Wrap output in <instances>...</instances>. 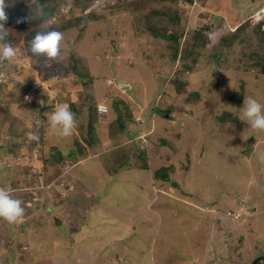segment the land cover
Segmentation results:
<instances>
[{
    "label": "rangeland",
    "instance_id": "obj_1",
    "mask_svg": "<svg viewBox=\"0 0 264 264\" xmlns=\"http://www.w3.org/2000/svg\"><path fill=\"white\" fill-rule=\"evenodd\" d=\"M131 2L147 9L135 10ZM15 4H6L5 27L17 55L0 61V155L7 160L0 187L9 188L25 212L16 223L0 218V264H249L264 255V130L239 118L244 97L264 104V74L246 66L243 56L256 50L251 16L264 0H53V15L40 22L36 0ZM150 7L177 10L179 50L190 52L172 61L169 42L145 28ZM81 18L87 23L79 38L68 24L66 31L56 29L63 34L56 58H29L25 39L33 29ZM244 22L243 41L228 44ZM196 32L202 36L193 46ZM64 66L94 83L81 88L83 81L65 76ZM43 81L67 105L91 98L110 107V99L129 97L128 111L117 124L121 109L110 107L107 122L95 117L92 134L75 127L62 137L48 119L39 127L38 105L22 100L25 87ZM121 83L133 84L144 100L134 90L121 92ZM238 92L236 103L230 98ZM226 113L233 119L220 123L217 117ZM7 126L20 136L13 153L7 152ZM140 149L146 169L136 167ZM58 152L65 158L74 152L69 167L67 160H51ZM127 152L135 157L117 168ZM161 167L168 181L154 179Z\"/></svg>",
    "mask_w": 264,
    "mask_h": 264
},
{
    "label": "trees",
    "instance_id": "obj_2",
    "mask_svg": "<svg viewBox=\"0 0 264 264\" xmlns=\"http://www.w3.org/2000/svg\"><path fill=\"white\" fill-rule=\"evenodd\" d=\"M23 1H26V0H16V4H15L14 9H17L23 3ZM36 1H37L36 6H38L39 9L42 11V16H40V18H38L36 21L37 22L46 21L47 19H49L51 17V15H53V7H54L53 0H36ZM89 1L90 0H77V2H79V3L81 2V4H83L85 2H89ZM150 1H162L163 2V1H168V0H150ZM169 1L173 5H176L178 0H169ZM8 2H10V0H6V4ZM130 6L133 7L135 10L147 9L146 5L134 4L133 2L130 3ZM166 9H168V8L163 7L160 11H158V9L155 7L148 8V12L146 13V16H145V28L147 31L150 32V35L153 36L154 38H156V39L160 38L164 41L169 42V47H170V50L172 52L171 59H172V61H175L178 58V56H180L179 52H190V51H188L186 49L179 50V44H180V39H181L180 34H179L180 30L178 27L179 23H180L179 13L177 12V10H174V12L171 10L169 12H163L162 11V10H166ZM10 11H11L10 8L6 10V13L8 16H9ZM163 17H167V20L166 21L162 20ZM8 18L10 19V16ZM34 18H35V16H34ZM36 21L34 20V22H36ZM85 23H87V20L81 18L79 20H70L63 27L61 25L60 27L55 26V28H54V26H48V27L41 28V29L35 28L26 36V39H25L26 42L25 41L24 42L29 46V43H31L30 41L32 40V38L34 37V35L37 32L47 31V30H52V29H59V28H60V30L66 31L68 26L74 27L78 30L79 33L76 36V38L77 37L79 38V36L82 33V30L84 29ZM262 23L263 22L261 21V22L257 23L256 25H253L252 28L250 29V34H253L254 38L257 40V43L255 44L256 50L252 49V52H248V53L246 52L245 55L243 54V56L245 57L244 62L246 64V66H249L252 69H255L256 71H258L259 73L264 74V30H261V24ZM67 24H68V26H67ZM247 25L248 24L244 22V24L242 23L236 28L235 32L229 34L228 38H226L228 41V44L232 43L233 39L237 40L238 43H241L243 41V38H245V37L240 36L239 34L241 33V31L243 29H245V27ZM171 26L173 27V32H170L168 34L166 32V27H171ZM30 36H33V37L29 38ZM201 36L202 35L199 32H196L194 34V39L192 40L193 46H195V43L201 38ZM226 39H224V40H226ZM27 55L29 56V58H32L36 61H43L46 59L42 55L41 56H33V54L30 52L29 48L27 49ZM68 63H70V61ZM63 69H65L64 70L65 72H69V70L65 66L63 67ZM72 73L74 75V78H76L75 79L76 81H78V82L83 81V83H81V85L83 87H86L88 85L87 83L90 82L91 77L88 76L87 78H85L83 76V73L81 71H79L78 69L72 70ZM174 82H175V89L177 91L181 92L183 90V88L180 86L179 82H177V80H175ZM241 94L242 93L238 92L235 96H232L230 99L237 103L238 100L241 99ZM236 98L238 99L237 101L235 100ZM58 100H59V98H58ZM114 100L115 101L111 102V104H110V107L112 108V110H113V107L121 109V113H119L118 119L116 120L115 123L122 124L121 114L123 113V111H125V112L128 111L127 110V103H126V101H124L122 99H118V98H115ZM62 102L63 101L59 100V103H62ZM68 105L70 106L71 110L75 113V118L77 120V126L76 127L79 129H81V128L87 129L88 132H90L92 134L96 130V125H97V118H95L96 117L95 107H94V103L92 102V99L90 98V100L88 99L86 102H84V101L81 102L79 104L80 106H78L76 103H73V102H68ZM39 108H40V110H39L40 112L44 111V113H46L48 108H50V107L48 105H46V106L40 105ZM40 112H38L36 114L42 115L41 119H40V121L42 123L40 124V126L43 127V126H45L44 123L46 121V116L44 114H41ZM88 114H91V115L88 116ZM217 118L219 119L220 123H223V124H226L229 120L233 119L227 113L223 116H218ZM7 131H9L8 133L6 132L7 140L9 141V147H8L7 152L10 151L11 153H13L14 149L19 145V142H20L19 137L20 136L16 135V133H12L9 130L8 126H7ZM25 133H26V131L21 133L22 138L25 135ZM85 141L88 143V145L92 144V138L91 137H88ZM76 145L79 148L77 153L81 154L82 153L81 145L78 142H76ZM73 154H74V152H72L71 154L68 155L67 158H65L62 153L58 152L57 156L51 157L52 158L51 160L56 161L59 164L61 162L66 161V160L68 162H70L72 160L71 156ZM133 155H130L129 152H127V157H126V161H125L126 164H125V162H121V163L118 162V159H117L116 167L119 168L117 166V164H119L121 167H123L124 165L127 166L128 163L131 162V159H133L135 157V155L134 156ZM136 157H137V162H138V163H136V167L140 168V169H146L147 168V162H146L147 156L145 155V152L140 149V152L136 153ZM20 158H22V159H20ZM20 158L13 157L12 160L13 161L16 160L19 162V161L24 159L23 157H20ZM0 159H4V155H0ZM72 161H74V160H72ZM47 163L48 162L44 159L42 161V166L43 167L47 166ZM23 165H27V160L25 162L22 161L21 166H23ZM0 167H2V166H0ZM115 169H113V170H115ZM113 170L109 171V169H108L110 174H113V172H114ZM153 177H154V179L158 178L162 181H168L169 180L168 179V169L165 167L158 168L157 170L154 171ZM16 187H18V185ZM263 261H264V255H260V256H257L256 258H254L249 264H259L260 262H263Z\"/></svg>",
    "mask_w": 264,
    "mask_h": 264
},
{
    "label": "clouds",
    "instance_id": "obj_3",
    "mask_svg": "<svg viewBox=\"0 0 264 264\" xmlns=\"http://www.w3.org/2000/svg\"><path fill=\"white\" fill-rule=\"evenodd\" d=\"M5 7H6V0H0V61H4V60L12 61L16 57L17 52L16 49L13 47V45L6 41V37L8 36V29L5 27V23L8 19V15L5 11ZM62 41H63V34L59 30L52 29L47 31H40L37 32L32 38V41L29 46V50L33 54V56L42 55L48 60H51L56 58L60 54ZM0 67L2 68L1 65ZM68 74L73 75V73L72 72L70 73L69 71L65 73V76ZM92 82L94 83V79L91 77L89 84H91ZM49 87L50 84L45 81L40 82L38 84L30 83L29 86L25 87V89L22 92L26 100H24L23 98L22 100L24 101V104H26V106L31 102L36 103L38 105L36 108L37 111L34 114L40 112L39 111L40 105H45V106L48 105L50 108H48L47 112L44 113L43 111L40 113L46 116L50 128L56 131L62 137H70L73 134L74 128L77 126L75 113L71 110L69 105L63 102L59 103V100L56 97V93L52 95ZM116 87H118L119 90L120 88H123V90L128 91L129 94L134 90V85L131 83L117 84ZM40 93H43V95L41 94L42 98ZM48 95H52L50 104H47L46 96ZM119 98L124 101H128L129 97L127 99L121 97ZM111 101L112 100L110 99V104ZM92 102L94 103L96 117H98L99 121L101 122L103 121L107 122V120H103V119L107 118L108 113L111 112V110L108 111V108L110 109V107L107 105V103H105L100 99L99 101H97V99H94ZM99 105L105 107L104 112H99L98 110ZM241 107H242V113L239 118L243 121H246L247 124H250V126L253 129L264 130V104H261L257 99H255L252 96H247L244 97ZM41 116L42 115L38 114L37 118L34 120L39 125V127L40 124L42 123L40 121ZM28 136L30 139L33 140L39 139L38 134L36 132H29ZM6 162H7L6 159H0V166L2 167L6 166L7 165ZM69 164L70 163L68 161L65 163L66 166H68ZM24 212L25 209L24 207H22L21 200L18 198H14L11 195V190L9 188L0 187V218H3L9 223H16L22 220Z\"/></svg>",
    "mask_w": 264,
    "mask_h": 264
},
{
    "label": "built area",
    "instance_id": "obj_4",
    "mask_svg": "<svg viewBox=\"0 0 264 264\" xmlns=\"http://www.w3.org/2000/svg\"><path fill=\"white\" fill-rule=\"evenodd\" d=\"M251 19L253 21L252 22L253 25H256L257 23L262 21L263 23L261 24V30H264V6L256 10V12L251 16ZM98 110L99 112H104L105 107L102 105H99Z\"/></svg>",
    "mask_w": 264,
    "mask_h": 264
},
{
    "label": "crops",
    "instance_id": "obj_5",
    "mask_svg": "<svg viewBox=\"0 0 264 264\" xmlns=\"http://www.w3.org/2000/svg\"><path fill=\"white\" fill-rule=\"evenodd\" d=\"M95 87H96V86H95ZM134 91H136V96H137V94H138V96H139L142 100H144V99H143V96H144V93H143V92L141 93V92L139 91V89H137V88H134ZM98 123L101 124L100 121H99ZM103 123H105V121H103ZM107 138H108V137H107ZM78 154L81 155L82 153H81V154L78 153Z\"/></svg>",
    "mask_w": 264,
    "mask_h": 264
}]
</instances>
